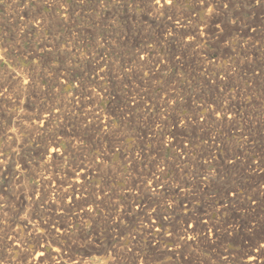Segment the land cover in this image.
<instances>
[{"label": "rangeland", "instance_id": "obj_1", "mask_svg": "<svg viewBox=\"0 0 264 264\" xmlns=\"http://www.w3.org/2000/svg\"><path fill=\"white\" fill-rule=\"evenodd\" d=\"M263 205L264 0H0V264H252Z\"/></svg>", "mask_w": 264, "mask_h": 264}, {"label": "bare ground", "instance_id": "obj_2", "mask_svg": "<svg viewBox=\"0 0 264 264\" xmlns=\"http://www.w3.org/2000/svg\"><path fill=\"white\" fill-rule=\"evenodd\" d=\"M165 1V0H164ZM170 2V1H169ZM155 4V3H154ZM63 5V4H62ZM165 8V7H164ZM215 10V9H214ZM208 15V14H207ZM174 24V23H173ZM219 29V28H218ZM207 30V29H206ZM260 38V37H259ZM262 49V48H261ZM234 51V50H233ZM152 53V51H151ZM213 68V67H212ZM28 75V74H27ZM240 106V105H239ZM243 108V107H242ZM201 109V108H200ZM227 115V114H226ZM235 115V114H234ZM43 121V120H42ZM127 141V140H126ZM198 144V143H197ZM195 147V146H194ZM128 148V147H127ZM187 149V148H186ZM126 150V149H125ZM186 154V153H185ZM214 158V157H213ZM210 160V159H209ZM7 162V161H6ZM3 167V166H2ZM68 172V171H67ZM10 173V172H9ZM20 175V174H19ZM86 175H88V173L86 171H79L76 176L74 174V178L69 181V183L67 184L69 188V190L71 192H69V197H71V194L74 193V190H78L82 185L85 184V177ZM18 179V178H17ZM208 179V178H207ZM105 180V179H104ZM20 181V180H19ZM65 181V180H64ZM158 181V180H157ZM210 181V180H209ZM67 183V182H66ZM207 183V182H206ZM209 183V182H208ZM65 185V184H64ZM118 185V184H117ZM208 185V184H207ZM126 186V185H125ZM93 187V186H92ZM167 188V187H166ZM173 188V187H172ZM214 188V187H213ZM87 189V188H86ZM202 189V187H201ZM123 190V189H122ZM137 190V189H136ZM135 190V191H136ZM180 191V190H179ZM156 192V191H155ZM48 193V192H47ZM139 193V192H138ZM185 193V192H184ZM253 194V193H252ZM95 196V195H94ZM226 196V195H225ZM236 196V195H235ZM251 196V195H250ZM255 196V195H254ZM156 197V196H155ZM167 197V196H166ZM48 198V197H47ZM199 198V197H198ZM134 199V198H133ZM187 199V198H186ZM255 199V198H254ZM173 201V200H172ZM188 201V200H187ZM204 201V200H203ZM103 202V201H102ZM251 202V201H250ZM104 203V202H103ZM118 203V202H117ZM34 204V203H33ZM176 204V203H175ZM262 204V203H261ZM87 205V204H86ZM80 206V205H79ZM182 206V205H181ZM264 206V205H263ZM132 207V206H131ZM184 207V206H183ZM227 207V206H226ZM248 207V206H247ZM171 209V208H170ZM180 209V208H179ZM127 210V209H126ZM83 212V211H82ZM86 213V211H84ZM198 212V211H197ZM211 212V211H210ZM94 213V212H93ZM6 214V213H5ZM54 215V214H53ZM23 216V215H22ZM58 217V216H57ZM71 217V216H70ZM99 217V216H98ZM184 217V216H183ZM101 218V217H100ZM205 218V217H204ZM105 219V218H104ZM108 219V218H107ZM111 219V218H110ZM6 220V219H5ZM78 220V219H77ZM174 221V220H173ZM191 221V220H190ZM261 222V221H260ZM44 223V222H43ZM127 223V222H126ZM15 224V223H14ZM169 224V223H168ZM35 225V224H34ZM40 225V224H39ZM43 225V224H41ZM40 225V226H41ZM151 225V224H150ZM70 226V225H69ZM72 226V225H71ZM146 226V225H145ZM155 226V225H154ZM219 226V225H218ZM36 227V226H35ZM65 227V226H64ZM84 227V226H83ZM120 227V226H119ZM128 227V226H127ZM253 227V226H252ZM77 228V227H76ZM79 228V227H78ZM37 230H40L41 232H46L47 231V227L43 226V227H39L37 226ZM156 230V229H155ZM101 231V230H100ZM204 231V230H203ZM108 232V231H107ZM185 232V231H184ZM205 232V231H204ZM105 233V232H104ZM45 234V233H44ZM186 234V233H185ZM206 236V235H205ZM172 237V236H171ZM131 238V237H130ZM174 239V238H173ZM72 240V239H71ZM90 240V239H89ZM173 241V240H172ZM84 242V241H83ZM98 242V241H97ZM89 243V242H88ZM130 243V242H129ZM160 244V243H159ZM167 245V244H166ZM114 246V245H113ZM36 247V246H35ZM58 247V246H57ZM164 249V248H163ZM35 252V251H34ZM59 253V251L57 252ZM56 253V254H57ZM43 255L42 251L40 249L37 250V254H36V260L41 261V256ZM62 255V254H61ZM62 257V256H61ZM60 258V257H59ZM67 259V258H66ZM62 260V259H61ZM44 261V259H43ZM60 261V259H59ZM64 261V260H63ZM249 261L252 262V264H264V243L257 248L253 253H250L249 255ZM249 262V263H250ZM41 263H43L41 261ZM5 264V263H4ZM57 264V263H56Z\"/></svg>", "mask_w": 264, "mask_h": 264}]
</instances>
